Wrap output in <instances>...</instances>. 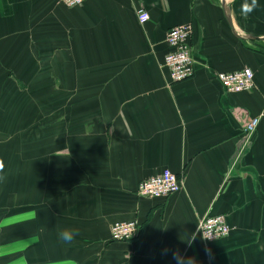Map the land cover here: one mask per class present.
<instances>
[{
  "label": "crops",
  "instance_id": "1",
  "mask_svg": "<svg viewBox=\"0 0 264 264\" xmlns=\"http://www.w3.org/2000/svg\"><path fill=\"white\" fill-rule=\"evenodd\" d=\"M242 3L0 0V162L12 138V69L20 79L32 64L46 83L36 87L66 92L49 161L36 147L33 193L0 195V264H176L174 252L196 264H264V51L248 40L264 41L240 36H264V0L248 16ZM179 24L192 29L194 73L173 82L165 37ZM245 67L253 88L228 92L217 74ZM163 170L179 191L137 195ZM208 215L225 217L227 236L204 241ZM132 219L134 238L111 241V224ZM64 229L79 230L71 244Z\"/></svg>",
  "mask_w": 264,
  "mask_h": 264
},
{
  "label": "rangeland",
  "instance_id": "2",
  "mask_svg": "<svg viewBox=\"0 0 264 264\" xmlns=\"http://www.w3.org/2000/svg\"><path fill=\"white\" fill-rule=\"evenodd\" d=\"M258 27V26H255ZM264 30V22L261 27ZM260 35H264V32ZM251 45L264 51V42L260 40H248ZM31 62V58L27 59ZM18 68L15 66L11 73V120L10 133L11 144L10 153L6 154L5 162H3L4 170L0 175L7 177L5 181L0 182V195L6 193L10 188L15 193L24 185L28 189V194L34 191V177L36 172V147L43 146L42 160L49 161L52 124L55 128L60 127L57 118L66 113L65 105H61L66 101V92L56 89H39L38 85L46 83L36 75V69L31 64L28 65L26 74L21 78L18 77ZM37 76V78H36ZM43 79L45 76L42 77ZM21 90H18V88ZM57 103H60L57 105ZM53 114V116H51ZM59 131H62L61 128ZM25 145L27 152L22 155L17 148ZM48 152V153H45ZM40 157L37 158L39 161ZM25 162V163H24ZM47 171H50L47 169ZM10 179L9 184L6 183ZM4 182V184H3ZM33 196V194H32ZM123 242V241H122Z\"/></svg>",
  "mask_w": 264,
  "mask_h": 264
},
{
  "label": "built area",
  "instance_id": "3",
  "mask_svg": "<svg viewBox=\"0 0 264 264\" xmlns=\"http://www.w3.org/2000/svg\"><path fill=\"white\" fill-rule=\"evenodd\" d=\"M86 0H60L65 6L73 7L81 5ZM147 15L143 14L140 21L143 23ZM192 29L189 24H179L168 29L165 37L167 52L165 53L163 66L168 70L171 81L180 82L190 78L194 73L193 57L189 38ZM217 77L222 86L228 92L248 91L254 86V77L250 68L240 70L219 72ZM258 124L257 117H250L245 122V130L254 132ZM181 181L178 176L163 170L159 174L143 179L139 182L136 193L141 197L160 198L179 191ZM137 220L115 221L109 229L110 240L115 242L131 240L137 231ZM198 230L206 242L225 237L230 231L223 215H208L202 218L198 224Z\"/></svg>",
  "mask_w": 264,
  "mask_h": 264
},
{
  "label": "clouds",
  "instance_id": "4",
  "mask_svg": "<svg viewBox=\"0 0 264 264\" xmlns=\"http://www.w3.org/2000/svg\"><path fill=\"white\" fill-rule=\"evenodd\" d=\"M259 7V0H243L241 5V14L243 16H248L254 12ZM4 170V165L0 162V173ZM6 176L0 175V182L5 181ZM79 235L78 229H64L59 233V238L61 242L65 244H71L75 237ZM173 259L176 261V264H196L195 260L191 257L185 258L179 252L173 253Z\"/></svg>",
  "mask_w": 264,
  "mask_h": 264
},
{
  "label": "water",
  "instance_id": "5",
  "mask_svg": "<svg viewBox=\"0 0 264 264\" xmlns=\"http://www.w3.org/2000/svg\"><path fill=\"white\" fill-rule=\"evenodd\" d=\"M227 19H228V17H227ZM228 23H229V25L231 26L229 20H228ZM231 28H232V26H231ZM233 33H235V35L239 36V35L236 33L235 30H233ZM240 36H242V38L261 39V40L264 41V36H257V35H252V34H244V35H240Z\"/></svg>",
  "mask_w": 264,
  "mask_h": 264
},
{
  "label": "trees",
  "instance_id": "6",
  "mask_svg": "<svg viewBox=\"0 0 264 264\" xmlns=\"http://www.w3.org/2000/svg\"><path fill=\"white\" fill-rule=\"evenodd\" d=\"M263 51V50H262Z\"/></svg>",
  "mask_w": 264,
  "mask_h": 264
}]
</instances>
